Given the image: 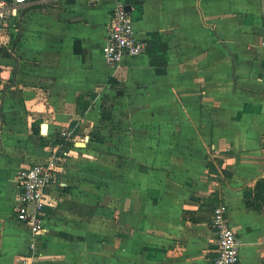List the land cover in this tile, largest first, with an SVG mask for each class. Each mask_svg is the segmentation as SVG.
<instances>
[{
	"label": "crops",
	"instance_id": "1",
	"mask_svg": "<svg viewBox=\"0 0 264 264\" xmlns=\"http://www.w3.org/2000/svg\"><path fill=\"white\" fill-rule=\"evenodd\" d=\"M118 1L147 48L110 68L102 50ZM18 9L0 38V264H213L220 202L238 264H264V0ZM55 145L66 187L50 192L32 252L15 217L18 174Z\"/></svg>",
	"mask_w": 264,
	"mask_h": 264
},
{
	"label": "built area",
	"instance_id": "2",
	"mask_svg": "<svg viewBox=\"0 0 264 264\" xmlns=\"http://www.w3.org/2000/svg\"><path fill=\"white\" fill-rule=\"evenodd\" d=\"M27 0H0V38L5 37L14 19L19 17L18 6ZM147 43L135 31L134 22L126 10V4L118 1L112 8L107 24L102 59L110 68L123 65L127 58L142 56ZM71 134L64 131L65 140ZM20 193L15 207L16 220L24 224L33 237L45 231V210L51 205L50 192L61 187L58 161L33 164L19 174ZM211 227L215 233L216 257L213 264H238L241 256V240L229 220V208L224 202L212 210ZM34 245V244H33Z\"/></svg>",
	"mask_w": 264,
	"mask_h": 264
},
{
	"label": "rangeland",
	"instance_id": "3",
	"mask_svg": "<svg viewBox=\"0 0 264 264\" xmlns=\"http://www.w3.org/2000/svg\"><path fill=\"white\" fill-rule=\"evenodd\" d=\"M53 144H55L54 142H53ZM40 146L41 147H44V148H46V147H48V142L46 141V140H44L43 139V141L41 142V144H40ZM54 147V149H49L50 150V152H51V156L49 157V156H47L46 154H45V150L44 149H40L39 151H40V155H39V162L38 163H47L48 161H50L51 159H54V160H56V161H58V169H59V175H61V173H63V165H61V163H62V161H64V152H62L63 150H61V146L59 147V146H53ZM52 147V148H53ZM48 149H46V151H47ZM29 167V166H28ZM27 168V166L24 168V169H26ZM23 169V170H24ZM23 170H21V171H23ZM21 171L19 172V174L21 173ZM19 174H18V177H19ZM66 187V185L63 183L62 184V186L60 187V188H65ZM41 236L42 235H40L39 237L38 236H36V237H33L32 236V241H31V244H30V249H31V251L32 252H38L37 251V248H39V246H40V243H41ZM34 244V245H33ZM215 245H216V240H215ZM215 250H216V248H215ZM92 261V260H91ZM90 261V262H91ZM91 264V263H90Z\"/></svg>",
	"mask_w": 264,
	"mask_h": 264
},
{
	"label": "trees",
	"instance_id": "4",
	"mask_svg": "<svg viewBox=\"0 0 264 264\" xmlns=\"http://www.w3.org/2000/svg\"><path fill=\"white\" fill-rule=\"evenodd\" d=\"M255 196L258 200L264 202V178L256 183Z\"/></svg>",
	"mask_w": 264,
	"mask_h": 264
},
{
	"label": "water",
	"instance_id": "5",
	"mask_svg": "<svg viewBox=\"0 0 264 264\" xmlns=\"http://www.w3.org/2000/svg\"><path fill=\"white\" fill-rule=\"evenodd\" d=\"M126 10H127L128 12H130V11H131V7H130L129 5H126ZM46 127H47L46 125L43 126V128H42V132H44V130H45Z\"/></svg>",
	"mask_w": 264,
	"mask_h": 264
},
{
	"label": "bare ground",
	"instance_id": "6",
	"mask_svg": "<svg viewBox=\"0 0 264 264\" xmlns=\"http://www.w3.org/2000/svg\"><path fill=\"white\" fill-rule=\"evenodd\" d=\"M47 132V127L45 128V130H44V133H46Z\"/></svg>",
	"mask_w": 264,
	"mask_h": 264
}]
</instances>
